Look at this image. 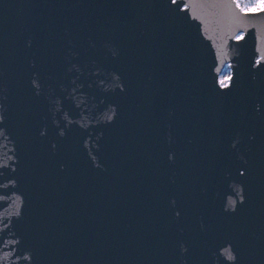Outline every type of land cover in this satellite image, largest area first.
I'll return each mask as SVG.
<instances>
[{"label": "water", "instance_id": "95a60500", "mask_svg": "<svg viewBox=\"0 0 264 264\" xmlns=\"http://www.w3.org/2000/svg\"><path fill=\"white\" fill-rule=\"evenodd\" d=\"M0 264H264V9L0 0Z\"/></svg>", "mask_w": 264, "mask_h": 264}, {"label": "rangeland", "instance_id": "374dc122", "mask_svg": "<svg viewBox=\"0 0 264 264\" xmlns=\"http://www.w3.org/2000/svg\"><path fill=\"white\" fill-rule=\"evenodd\" d=\"M238 3V5L246 11L264 9V0H238ZM230 76V69L226 68L224 70L223 76L221 77V83L226 84Z\"/></svg>", "mask_w": 264, "mask_h": 264}, {"label": "bare ground", "instance_id": "6f19581e", "mask_svg": "<svg viewBox=\"0 0 264 264\" xmlns=\"http://www.w3.org/2000/svg\"><path fill=\"white\" fill-rule=\"evenodd\" d=\"M239 4V3H238Z\"/></svg>", "mask_w": 264, "mask_h": 264}]
</instances>
